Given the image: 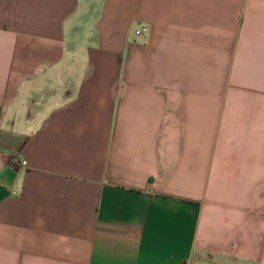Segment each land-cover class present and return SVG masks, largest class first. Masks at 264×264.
Returning <instances> with one entry per match:
<instances>
[{
  "label": "crops",
  "instance_id": "1",
  "mask_svg": "<svg viewBox=\"0 0 264 264\" xmlns=\"http://www.w3.org/2000/svg\"><path fill=\"white\" fill-rule=\"evenodd\" d=\"M0 264H264V0H0Z\"/></svg>",
  "mask_w": 264,
  "mask_h": 264
},
{
  "label": "built area",
  "instance_id": "2",
  "mask_svg": "<svg viewBox=\"0 0 264 264\" xmlns=\"http://www.w3.org/2000/svg\"><path fill=\"white\" fill-rule=\"evenodd\" d=\"M147 31L146 26H140L138 29L135 30L136 34H141ZM23 163H25V161H23Z\"/></svg>",
  "mask_w": 264,
  "mask_h": 264
}]
</instances>
